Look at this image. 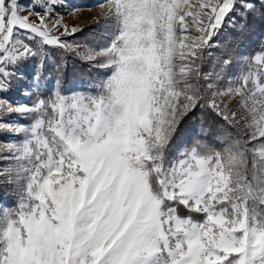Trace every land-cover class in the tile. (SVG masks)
Masks as SVG:
<instances>
[{"label": "rangeland", "instance_id": "374dc122", "mask_svg": "<svg viewBox=\"0 0 264 264\" xmlns=\"http://www.w3.org/2000/svg\"><path fill=\"white\" fill-rule=\"evenodd\" d=\"M229 1L31 0L26 6L0 0V90L10 77L8 68L30 52L23 38L115 66L101 102L74 97L54 104L56 133L67 147L57 163L40 122L29 130L37 153L45 152L33 167L41 179L34 176L28 183L31 199L17 218L0 205V264H264V233L244 211L226 214V178L209 157L190 150L160 179V195L133 165L148 154L150 143L161 141L170 121L171 59L179 62L204 44ZM96 22L108 40L76 41L75 33ZM253 59L260 63L259 55ZM252 80L250 90H214L210 102L253 138L264 133V84ZM14 92L15 101L0 98V117L31 109L22 102L31 86ZM0 126L21 133L14 121L0 119ZM251 152L263 173L257 192L264 204V147ZM31 153L27 140L0 141L1 168L19 175L26 165L17 159ZM161 196L203 210L204 220L177 218L162 207Z\"/></svg>", "mask_w": 264, "mask_h": 264}, {"label": "trees", "instance_id": "16d2710c", "mask_svg": "<svg viewBox=\"0 0 264 264\" xmlns=\"http://www.w3.org/2000/svg\"><path fill=\"white\" fill-rule=\"evenodd\" d=\"M21 1L26 6L31 3V0ZM91 1L94 0H86V3ZM75 34L80 39L76 41L84 43L101 38V43L108 40L106 31L103 32L97 22ZM23 39L30 52L20 55L8 68L10 77L0 90V98L12 102L19 95L15 90L32 88L31 94L22 98L31 109L20 115L2 112L0 117L3 124L14 121L21 127L20 135H15L0 126V141L27 140L34 151L21 154L17 159L26 165L19 175L3 170L0 160V205L14 219L27 209L31 199L28 183L34 176L41 179L40 172L33 167H39L38 157L45 152L39 149L37 153L35 145L29 141V130L36 121L40 122V134L52 162L57 163L58 158L66 154L67 147L56 133L58 114L54 104L74 97L101 102L108 89L110 73L115 68L114 64L105 66L100 59L85 60L70 48ZM191 51L179 62L171 59L169 78L175 99L170 121L164 127L161 141L150 143L148 154L133 160V165L145 172L150 189L160 195V179L169 177L176 163L190 150L209 157L226 178L223 200L228 208L226 214L244 211L249 223L264 233V204L257 192V185L263 182V173L254 163L251 152L258 146L264 147V133L249 137L235 117L210 102L214 90L227 86L250 90L252 76L258 84H264V0H230L219 24L204 44ZM255 55L260 56V63L254 61ZM161 205L179 219L201 223L206 215L203 210L176 199L161 196ZM214 205H208L211 212Z\"/></svg>", "mask_w": 264, "mask_h": 264}]
</instances>
